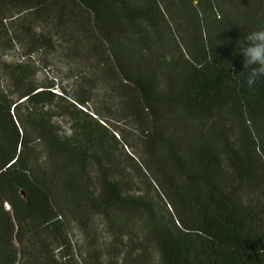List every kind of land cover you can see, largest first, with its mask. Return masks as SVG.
<instances>
[{"label": "trees", "instance_id": "obj_1", "mask_svg": "<svg viewBox=\"0 0 264 264\" xmlns=\"http://www.w3.org/2000/svg\"><path fill=\"white\" fill-rule=\"evenodd\" d=\"M261 27L264 0H0V264H153L147 240L158 264H264V78L239 51ZM56 38L95 55L72 96L34 55ZM95 79L149 122L144 165L85 110Z\"/></svg>", "mask_w": 264, "mask_h": 264}, {"label": "rangeland", "instance_id": "obj_2", "mask_svg": "<svg viewBox=\"0 0 264 264\" xmlns=\"http://www.w3.org/2000/svg\"><path fill=\"white\" fill-rule=\"evenodd\" d=\"M11 20H13L12 23L14 26H20V16L8 21ZM35 23L36 22H34V24ZM65 47L66 43L63 40L58 41V38H56L55 47L36 51L34 55L41 64L40 68L42 72L47 73L49 76H56L60 82V86L65 87L64 94L66 96H72V91L77 85L75 75L80 74L81 72H86L87 74L93 73L91 63L95 61V55H82L80 53L69 54L66 52ZM27 51L28 48L26 41H17L15 49L12 50V56L23 58L27 55ZM92 88L93 99L89 100L85 110L93 115H96L97 118H99L105 125L109 126L119 138L124 149L128 153L132 154L138 163L144 165L142 158L143 147L141 135L142 127L147 126L149 122L136 120L130 116V114H126L122 109L119 97L116 94L107 92L100 79H95L92 84ZM61 119L63 126L68 128V117H61ZM127 164L129 165V162ZM129 167L131 166L129 165ZM131 217L135 219V222L133 223L132 236L136 239H140L143 235V228L141 226L143 214L138 212L132 214ZM91 221L93 223L97 242L100 245H109L112 241V233L107 227L105 218L101 215L93 214ZM68 227L71 238L75 242V249L77 251L83 250V252L87 250L88 244L85 229L82 228V226H80L74 219L69 220ZM135 249H141V244L136 243ZM146 249L153 260V264H158L159 254L157 246L152 241L147 240ZM139 264L147 263L140 262Z\"/></svg>", "mask_w": 264, "mask_h": 264}, {"label": "clouds", "instance_id": "obj_3", "mask_svg": "<svg viewBox=\"0 0 264 264\" xmlns=\"http://www.w3.org/2000/svg\"><path fill=\"white\" fill-rule=\"evenodd\" d=\"M247 69L246 84L252 88L259 79L264 78V27L250 31L239 45Z\"/></svg>", "mask_w": 264, "mask_h": 264}, {"label": "built area", "instance_id": "obj_4", "mask_svg": "<svg viewBox=\"0 0 264 264\" xmlns=\"http://www.w3.org/2000/svg\"><path fill=\"white\" fill-rule=\"evenodd\" d=\"M5 206H6L7 208H9V207H10V205H9V203H8V202H5Z\"/></svg>", "mask_w": 264, "mask_h": 264}, {"label": "water", "instance_id": "obj_5", "mask_svg": "<svg viewBox=\"0 0 264 264\" xmlns=\"http://www.w3.org/2000/svg\"><path fill=\"white\" fill-rule=\"evenodd\" d=\"M23 194H24V191H23Z\"/></svg>", "mask_w": 264, "mask_h": 264}]
</instances>
